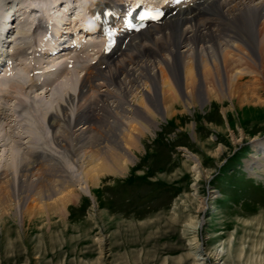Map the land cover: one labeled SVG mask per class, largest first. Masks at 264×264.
<instances>
[{"label": "bare ground", "instance_id": "bare-ground-1", "mask_svg": "<svg viewBox=\"0 0 264 264\" xmlns=\"http://www.w3.org/2000/svg\"><path fill=\"white\" fill-rule=\"evenodd\" d=\"M82 1L75 2L77 15L82 14ZM169 10L171 14L159 24L128 37L126 42L123 39L124 47L110 61L90 64L82 72L71 116L65 105L60 106V116L48 110L40 112L47 115L53 142L79 167L85 184L95 187V193L104 189L101 185L106 175L123 174L130 168L141 137L151 133L160 118H176L180 123L183 111L177 110L178 104L187 110L214 103L221 107L228 123L233 112L240 115L245 110H264V0H211ZM43 13L72 30L74 24L69 25L62 15L51 13L55 15L51 18L47 11ZM30 28L26 26L17 34L40 43L42 31ZM21 48L10 58L20 57L24 53ZM5 51L0 46V56ZM50 65L39 67L36 75L42 76L39 82L44 87L48 81L43 84V80L50 79L44 74L50 76L58 70ZM15 70L1 80L3 91L23 89L24 76ZM247 75L249 78L243 80ZM56 81L57 88L67 89L68 79ZM34 82L32 87L42 86ZM226 99L233 111L225 107ZM18 103L26 110L24 122L19 123L24 127L19 138L24 135L29 146L12 155L14 164L7 162L0 168V229L10 222L35 225L37 221L49 224L55 218L64 221L79 195L65 161L45 149L46 139L42 146L38 141L44 132L34 107ZM230 132L235 143L249 136L243 128ZM251 140L252 153L245 166L251 175L264 174V138L257 135ZM222 150L221 144L210 154L217 157ZM186 152L197 180L204 172L202 162L196 154ZM194 192L197 194L196 188ZM209 192V198H214L215 191ZM203 202H199L200 211L204 210ZM220 246L211 264H223L224 243Z\"/></svg>", "mask_w": 264, "mask_h": 264}, {"label": "rangeland", "instance_id": "rangeland-1", "mask_svg": "<svg viewBox=\"0 0 264 264\" xmlns=\"http://www.w3.org/2000/svg\"><path fill=\"white\" fill-rule=\"evenodd\" d=\"M50 67L59 70L57 64ZM15 72L24 76L28 86L39 77L28 78L27 68L19 65ZM81 74L73 70L44 74L50 78L42 82L48 81L47 87L34 88L49 87L46 93L29 88L3 92L0 168L7 162L14 164L12 155L29 146L24 135L19 138L26 110L22 105V112L18 100L30 103L44 132L38 141L42 146L46 139L45 149L65 161L79 195L64 221L10 222L0 229V264H211L223 243L221 263L264 264V174H249L244 163L252 153L251 139L264 138V110L233 112L228 123L214 103L187 110L178 104L177 110L183 111L180 123L176 118H160L153 131L141 137L130 168L123 174L106 175L104 189L95 193V187L85 184L79 167L53 142L47 115L40 113L48 110L60 116V106L65 105L71 116ZM57 78L68 79L67 89L57 88ZM175 96L179 101L177 91ZM225 102L231 110L230 101ZM240 128L249 136L235 143L230 131L237 133ZM221 144V154L211 156ZM187 150L202 162L204 172L197 180L190 171ZM211 190L215 191L212 199Z\"/></svg>", "mask_w": 264, "mask_h": 264}, {"label": "snow or ice", "instance_id": "snow-or-ice-1", "mask_svg": "<svg viewBox=\"0 0 264 264\" xmlns=\"http://www.w3.org/2000/svg\"><path fill=\"white\" fill-rule=\"evenodd\" d=\"M173 3H179L180 0H172ZM163 15V12L159 9H156L155 11L149 9L145 12H142L139 16L140 20H145V19H153V20H157L160 18V16Z\"/></svg>", "mask_w": 264, "mask_h": 264}]
</instances>
